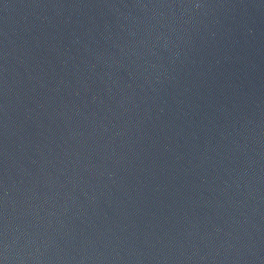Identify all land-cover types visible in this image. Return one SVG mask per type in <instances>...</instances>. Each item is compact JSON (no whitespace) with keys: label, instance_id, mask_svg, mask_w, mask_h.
I'll use <instances>...</instances> for the list:
<instances>
[{"label":"water","instance_id":"obj_1","mask_svg":"<svg viewBox=\"0 0 264 264\" xmlns=\"http://www.w3.org/2000/svg\"><path fill=\"white\" fill-rule=\"evenodd\" d=\"M0 264H264V0H0Z\"/></svg>","mask_w":264,"mask_h":264}]
</instances>
